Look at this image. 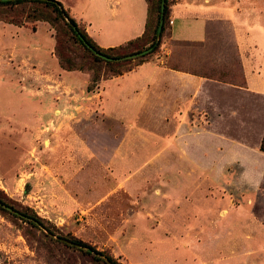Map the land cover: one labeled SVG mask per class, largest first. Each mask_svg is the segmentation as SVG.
Here are the masks:
<instances>
[{
	"label": "rangeland",
	"instance_id": "1",
	"mask_svg": "<svg viewBox=\"0 0 264 264\" xmlns=\"http://www.w3.org/2000/svg\"><path fill=\"white\" fill-rule=\"evenodd\" d=\"M59 1L100 45L122 41L124 21L146 22V0ZM54 36L47 23L0 21V264L214 263V244L233 264L226 246L264 227V137L258 152L257 129L231 133L209 111L186 131L149 109L110 119L102 81L89 93V72L64 71ZM204 48L195 71L241 82L228 26L211 28Z\"/></svg>",
	"mask_w": 264,
	"mask_h": 264
},
{
	"label": "crops",
	"instance_id": "2",
	"mask_svg": "<svg viewBox=\"0 0 264 264\" xmlns=\"http://www.w3.org/2000/svg\"><path fill=\"white\" fill-rule=\"evenodd\" d=\"M102 1L106 5H123L133 0ZM170 3V24L160 51L133 71L101 82L106 116L123 120L120 116L130 112L140 115L149 109L150 115L176 126L178 123L179 130L186 131L187 123L200 121L209 111L231 133L243 132L247 136L257 129L259 143L254 150L260 152L264 137V0H170ZM147 20L148 4L144 25L136 26L131 19L124 21L123 29L119 28L122 32L114 34L122 36V41L97 44L107 49L141 38ZM84 23L92 37L88 24ZM224 25L229 27L237 47L242 73L239 84L224 83L194 70L195 63L207 55L204 47L210 40L211 28ZM41 81L45 83L44 78ZM241 145L243 153L251 152L247 145ZM197 231L199 235L213 233V236L222 232L220 228L205 226ZM247 234L240 247L236 243L226 246L235 252L231 255L233 264H264V227L258 226ZM214 240L217 241L215 237ZM214 245L217 261L207 262L206 258L201 264L222 263L223 245Z\"/></svg>",
	"mask_w": 264,
	"mask_h": 264
},
{
	"label": "trees",
	"instance_id": "3",
	"mask_svg": "<svg viewBox=\"0 0 264 264\" xmlns=\"http://www.w3.org/2000/svg\"><path fill=\"white\" fill-rule=\"evenodd\" d=\"M146 1L148 4V20L144 35L125 45L107 49L100 47L90 37L87 29L81 27L77 20L71 16L70 11L65 9L63 4L57 0H0V21L19 27L38 22L49 24L55 31V57L60 67L67 72H89L91 83L88 92L90 93L95 91L101 81L133 71L136 67L148 62L151 56L160 51L163 38L170 24L171 3L170 0H165L163 34L161 39L158 40L157 32L161 22L163 0ZM152 11L155 12L153 20L151 19ZM33 30L36 32L35 27ZM71 44L84 50L86 56L84 61L86 60V62H83V64L78 63L80 56L73 54ZM147 50H151V52L146 56L136 60L123 61L128 56ZM96 53L107 58V60L99 57ZM104 69L106 73L103 75L102 71ZM262 151L264 152V142ZM24 215L31 217L26 213ZM31 218L39 219L36 216ZM73 243L93 250L91 246L82 241L74 239ZM111 261L117 264L113 259Z\"/></svg>",
	"mask_w": 264,
	"mask_h": 264
},
{
	"label": "water",
	"instance_id": "4",
	"mask_svg": "<svg viewBox=\"0 0 264 264\" xmlns=\"http://www.w3.org/2000/svg\"><path fill=\"white\" fill-rule=\"evenodd\" d=\"M164 11H165V0H163V3H162L161 22H160V26H159L158 32H157V38H158V40L161 39V35H162V32H163V26H164ZM88 48L90 50H92L90 46H88ZM150 52H151V50H147V51H144V52L139 53V54H136V55L128 56V57L124 58L123 61H126V60H135L137 58H140V57H143V56L148 55ZM96 54L99 57L104 58V59L107 60V58L103 57L102 55H100L98 53H96Z\"/></svg>",
	"mask_w": 264,
	"mask_h": 264
}]
</instances>
